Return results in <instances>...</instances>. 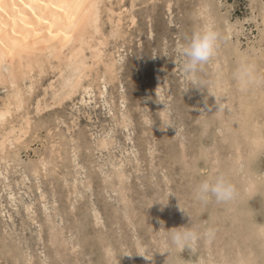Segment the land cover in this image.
<instances>
[{
	"label": "rangeland",
	"instance_id": "374dc122",
	"mask_svg": "<svg viewBox=\"0 0 264 264\" xmlns=\"http://www.w3.org/2000/svg\"><path fill=\"white\" fill-rule=\"evenodd\" d=\"M200 1L103 0L90 38L97 47L85 52L94 63L100 49L102 60L62 101L77 74L69 46L59 57L41 54L17 83L0 81V141L27 130L0 150V264H264V89H242L233 78L239 61L264 70V0ZM207 24L221 37L216 53L189 76L180 49ZM214 95L227 97L220 111ZM221 172L238 198L195 201L194 185ZM186 225L196 238L177 249L169 232Z\"/></svg>",
	"mask_w": 264,
	"mask_h": 264
},
{
	"label": "bare ground",
	"instance_id": "6f19581e",
	"mask_svg": "<svg viewBox=\"0 0 264 264\" xmlns=\"http://www.w3.org/2000/svg\"><path fill=\"white\" fill-rule=\"evenodd\" d=\"M103 0H0V81L2 83H9L12 79V83L18 82L19 78L26 75H31V73H34V71L37 69L38 66V59L40 58L41 54L48 50L54 51L56 56H61L64 53V50L66 47L69 46L70 48V54L68 57L72 60H70L68 63L73 66L74 70H77V74L75 75L73 86L70 90L65 94V96L62 98L61 95V101L64 98H67L69 95L76 93L78 87L81 85V82L83 78L87 77V71L92 70L95 66V63H99L102 55V50H97L96 54L94 55V63H91L87 61L86 58V50L87 48H92V41L90 40L92 32V28L98 27V22L100 18V14L102 13L100 8V3H102ZM121 1V0H120ZM133 1V0H132ZM202 1V0H201ZM200 1V3H201ZM113 3V2H112ZM133 3V2H132ZM172 3V2H171ZM256 3V2H254ZM121 4V3H120ZM117 5V4H116ZM121 6V5H120ZM124 6V4H123ZM132 7V6H131ZM121 8V7H120ZM264 8V7H263ZM262 8V9H263ZM106 9V8H105ZM126 9V8H125ZM130 9V8H129ZM132 9V8H131ZM108 11V9H106ZM124 11V10H123ZM128 11V7H127ZM109 12V11H108ZM264 12V11H263ZM103 14V13H102ZM106 14V13H105ZM113 14V13H112ZM115 14V13H114ZM113 14V15H114ZM104 15V14H103ZM107 16V15H106ZM118 16V15H117ZM264 16V15H263ZM110 17V16H109ZM106 18V17H105ZM111 18V17H110ZM114 19V17H112ZM133 18V16H132ZM103 19V18H102ZM112 20V19H111ZM115 20V19H114ZM135 21V19H131ZM129 20V21H131ZM138 20V19H137ZM104 20H102L103 22ZM118 20H116L117 23ZM208 21V20H207ZM109 22V20H108ZM124 22V21H123ZM126 22V21H125ZM207 23V22H206ZM134 24V23H133ZM115 25V24H113ZM136 25V24H135ZM208 25V24H207ZM106 26V25H104ZM116 26V25H115ZM121 27V26H120ZM131 27V26H130ZM203 27V26H202ZM115 28V27H114ZM126 28V27H125ZM132 28V27H131ZM100 29V28H99ZM112 29V28H111ZM123 29V28H122ZM103 30V29H101ZM99 30V31H101ZM120 30V29H119ZM118 30V31H119ZM124 30V29H123ZM128 30V28H127ZM218 30V29H217ZM114 31V29H113ZM121 31V30H120ZM119 31V32H120ZM125 31V30H124ZM112 32V31H111ZM117 32V33H119ZM103 33V32H102ZM116 33V32H115ZM122 33V32H121ZM97 34V33H96ZM109 34V33H108ZM99 35V34H98ZM103 35V34H101ZM111 35V34H110ZM236 35V34H235ZM108 36V35H107ZM127 36V35H126ZM94 37V36H92ZM105 37V36H104ZM109 38V37H108ZM107 38V39H108ZM118 38V37H117ZM116 38V39H117ZM110 39V38H109ZM113 39V38H111ZM120 39V38H119ZM126 39V38H125ZM95 40V39H94ZM93 40V41H94ZM114 40V39H113ZM112 40V41H113ZM122 40V39H121ZM131 40V39H130ZM116 41V40H115ZM99 46L103 47V45L106 44L105 38H99L98 41H96ZM109 42V41H108ZM107 42V43H108ZM118 42V41H117ZM128 42V41H127ZM94 44V43H93ZM109 44V43H108ZM106 44V45H108ZM94 47H97L94 45ZM93 47V48H94ZM105 47V46H104ZM122 49V48H121ZM89 50V49H88ZM95 50V49H94ZM93 50V51H94ZM139 50V49H138ZM92 51V50H91ZM90 51V52H91ZM116 51V50H115ZM122 51V50H121ZM113 52V50H112ZM140 52V51H139ZM68 53V52H67ZM95 53V52H94ZM107 53V52H106ZM119 53V52H118ZM123 53V52H122ZM137 53V52H136ZM141 53V52H140ZM53 54V53H52ZM92 54V53H91ZM230 54V53H229ZM108 55V54H107ZM218 55V54H217ZM67 56V55H66ZM90 56V55H89ZM67 57V58H68ZM242 57V56H241ZM105 58V57H104ZM63 59V58H62ZM60 59V60H62ZM64 60V59H63ZM115 60V59H114ZM117 60V59H116ZM123 60V59H122ZM216 60V58H215ZM49 62V61H47ZM108 62V61H107ZM112 62V61H111ZM110 62V63H111ZM217 62V60H216ZM106 63V62H105ZM125 63V62H124ZM250 63V62H249ZM4 64H8V71L6 72L3 66H6ZM65 64V63H64ZM101 64V63H100ZM213 64V63H212ZM217 64V63H216ZM49 65V64H48ZM55 65V63H54ZM51 66V65H50ZM56 66V65H55ZM112 65L107 64L108 70L112 72ZM216 66V65H215ZM39 67V66H38ZM96 67V66H95ZM118 67V66H117ZM121 67V66H120ZM71 68V69H73ZM114 68V66H113ZM123 68V67H122ZM263 68V67H262ZM41 69V68H40ZM58 69V68H57ZM56 69V70H57ZM105 69V67H104ZM116 69V68H115ZM44 70V69H43ZM61 71L62 68H60ZM59 70V71H60ZM119 70V69H118ZM260 70V69H259ZM42 71V70H41ZM60 71V72H61ZM207 71V70H206ZM219 71V70H218ZM47 72V71H46ZM72 72V71H71ZM226 72H228L226 70ZM43 73V72H41ZM115 73V72H114ZM66 74V73H64ZM69 74V73H68ZM120 74V73H119ZM157 74V73H156ZM11 76L10 78L8 76ZM37 75V74H36ZM35 75V76H36ZM39 75V74H38ZM45 75V74H44ZM52 75V74H51ZM216 75V74H215ZM34 76V75H32ZM41 76V75H40ZM43 76V75H42ZM47 76V75H46ZM57 76V75H56ZM55 76V77H56ZM90 76V74H89ZM44 77V76H43ZM42 77V78H43ZM59 77V76H58ZM57 77V79H58ZM32 79V77H30ZM29 78V79H30ZM38 79L40 77H37ZM71 78V79H72ZM102 78V77H101ZM159 78V77H158ZM30 79V80H31ZM85 79V78H84ZM89 79V78H88ZM95 79V78H94ZM97 79V78H96ZM107 79V78H106ZM157 79V78H156ZM27 80V78H26ZM33 80V79H32ZM31 80V81H32ZM62 80V79H61ZM64 80V79H63ZM169 80V79H168ZM203 80V79H202ZM24 81V80H23ZM52 81V80H51ZM84 81V80H83ZM171 81V80H170ZM177 81V80H176ZM179 81V80H178ZM177 81V82H178ZM215 81V80H214ZM221 81V80H220ZM34 82V81H33ZM38 82V81H37ZM54 82V81H53ZM91 82V80H90ZM1 83V84H2ZM38 83L41 84V81ZM62 83V81H61ZM180 83V82H179ZM192 83V82H191ZM6 84V86H7ZM15 84V83H14ZM58 84V83H57ZM72 84V83H70ZM83 84V83H82ZM159 85V83H157ZM218 84V83H217ZM33 85V84H32ZM31 85V87H32ZM43 85V84H42ZM55 85V84H54ZM68 85V84H67ZM87 85V84H86ZM184 85V84H183ZM187 85V84H186ZM225 85V84H224ZM14 86V85H13ZM18 86V85H17ZM16 86V87H17ZM20 86V85H19ZM35 86V85H34ZM47 86V85H46ZM57 86V85H56ZM71 86V85H70ZM92 86V85H90ZM175 86V85H174ZM2 87V86H1ZM9 87V86H8ZM23 87V86H22ZM49 87V86H48ZM52 87V86H50ZM61 87V86H60ZM63 87V86H62ZM67 87V86H66ZM97 87V86H96ZM100 87V86H99ZM221 87V86H220ZM227 87V86H225ZM4 88V87H3ZM21 88V87H20ZM26 88V87H25ZM24 88V89H25ZM58 88V87H57ZM55 88V89H57ZM68 88V87H67ZM219 88V86H218ZM22 89V88H21ZM27 89V88H26ZM40 89V88H38ZM46 89V88H44ZM81 89V88H80ZM79 89V90H80ZM100 89V88H99ZM110 89V88H109ZM108 89V90H109ZM161 89V88H159ZM221 89H223L221 87ZM227 89V88H226ZM18 90V89H17ZM20 90V89H19ZM28 90V89H27ZM34 90V89H32ZM61 90V89H60ZM87 90V89H86ZM113 90V89H112ZM168 90V89H167ZM23 91V90H21ZM42 91V90H41ZM48 89H46V92ZM62 91V90H61ZM107 91V90H106ZM105 91V92H106ZM157 91V89H156ZM162 91V90H161ZM218 91V90H217ZM12 92V91H10ZM15 92V90H14ZM27 92V91H26ZM34 92V91H33ZM37 92V91H36ZM60 92V91H59ZM121 92V91H120ZM17 93V92H16ZM30 93V92H27ZM25 93V95L27 94ZM54 93V92H53ZM56 93V92H55ZM83 93V92H81ZM86 93V92H85ZM109 93V92H108ZM155 93V92H154ZM12 94V93H11ZM10 94V96H11ZM19 94V93H18ZM57 94V93H56ZM53 96V100L55 95ZM90 94V93H89ZM107 94V93H105ZM113 94V93H112ZM124 94V93H123ZM215 94V93H214ZM23 95V93H22ZM58 95V94H57ZM76 95V94H75ZM84 94H81V97H83ZM206 95V94H205ZM216 95V94H215ZM214 95V96H215ZM110 96V95H109ZM112 96V95H111ZM121 96V95H119ZM160 96V95H159ZM27 97V96H26ZM30 97V96H29ZM41 97V96H40ZM44 97V96H43ZM72 97V96H71ZM74 97V96H73ZM94 97V96H93ZM158 97V96H157ZM170 97V96H169ZM15 98V97H14ZM28 98V97H27ZM33 98V97H32ZM100 98V97H99ZM115 98V97H114ZM42 99V98H41ZM52 99V98H51ZM80 99V98H79ZM84 99V98H83ZM102 99V98H101ZM158 99V98H157ZM162 99V98H161ZM19 100V99H18ZM26 100V98H25ZM31 100V99H30ZM60 100V99H59ZM89 100V99H87ZM120 100H122L120 98ZM10 101V100H9ZM38 101V100H37ZM41 100H39L40 103ZM83 101V100H82ZM100 101V100H99ZM119 101V100H118ZM25 101H23L24 103ZM88 102V101H87ZM122 102V101H121ZM42 103V102H41ZM40 103V104H41ZM56 103V101H55ZM59 103V102H57ZM61 103V102H60ZM64 103V102H63ZM127 103V102H126ZM234 103V102H233ZM8 104V103H7ZM30 104V103H29ZM39 104V105H40ZM45 104V103H44ZM54 104V103H52ZM156 104V103H155ZM206 104V103H205ZM3 105V104H2ZM1 105V106H2ZM19 105V104H18ZM37 105V104H36ZM82 105V104H81ZM121 105V104H120ZM8 106V105H7ZM10 106V105H9ZM14 106V105H13ZM12 106V107H13ZM21 105H19L20 107ZM38 106V105H37ZM55 106V105H54ZM116 106V105H115ZM119 106V105H117ZM129 106V105H128ZM165 106V105H164ZM194 106V105H193ZM249 106V105H248ZM11 107V108H12ZM31 107V106H29ZM41 108L40 106H38ZM43 107V105H42ZM114 107V106H113ZM207 107V106H206ZM216 107V105H215ZM3 108V107H2ZM14 108V107H13ZM35 108V107H34ZM112 108V107H110ZM203 108H205L203 106ZM214 108V107H213ZM16 109V108H15ZM27 109V108H26ZM42 109V108H41ZM7 110L9 111L10 108L7 107ZM17 110V109H16ZM19 110V109H18ZM22 110V109H21ZM25 110V109H23ZM31 110V108H30ZM123 110V108H122ZM126 110V109H125ZM208 110V109H207ZM26 111V110H25ZM28 111V110H27ZM35 111H37L35 109ZM44 111V110H43ZM119 111V110H118ZM162 111V110H161ZM193 111V109H192ZM196 111V110H195ZM1 112V111H0ZM13 112V110H12ZM19 112V111H18ZM31 112V111H30ZM40 112V111H39ZM123 112V111H122ZM197 112V111H196ZM202 112V111H201ZM212 112V110H211ZM7 113L6 110L2 111V115L4 116ZM29 113V112H28ZM27 113V114H28ZM117 113V112H116ZM225 113V112H224ZM17 114V113H16ZM130 114V113H129ZM226 114V113H225ZM219 115V114H218ZM21 116V115H20ZM130 116V115H129ZM128 116V117H129ZM167 116V115H166ZM165 116V117H166ZM169 116V115H168ZM254 116V115H253ZM10 117V115H9ZM74 117V116H73ZM122 117V116H121ZM127 117V118H128ZM170 117V116H169ZM216 117V116H215ZM237 117V116H236ZM7 118V117H6ZM22 118V117H21ZM76 118V117H75ZM163 118V117H162ZM214 118V117H213ZM123 119V118H122ZM131 119V118H130ZM220 119V118H219ZM1 120V118H0ZM26 120V119H25ZM24 120V121H25ZM125 120V118H124ZM167 120V119H166ZM172 120V119H171ZM217 120V119H216ZM222 120V119H221ZM237 120V119H236ZM23 121V122H24ZM28 121V120H26ZM71 121V120H70ZM145 121V120H144ZM201 121V120H200ZM203 121V120H202ZM211 121V120H210ZM224 121V120H223ZM12 122V121H11ZM58 122V121H57ZM143 122V121H142ZM141 122V123H142ZM165 122V121H164ZM7 123V121H6ZM29 125V121L26 122ZM25 123V125H26ZM145 123V122H144ZM261 123V122H260ZM1 124V123H0ZM9 124V123H8ZM126 124V123H125ZM207 124V123H206ZM21 125V124H20ZM75 125V124H74ZM116 125V124H115ZM27 126V125H26ZM33 126V124H32ZM66 126V125H65ZM149 126V125H148ZM171 126V125H170ZM207 126V125H206ZM205 126V127H206ZM18 127V126H17ZM23 127V126H22ZM29 127V126H28ZM75 127V126H74ZM117 127V126H116ZM150 127V126H149ZM5 128V127H2ZM66 128V127H65ZM165 128V127H164ZM168 128V127H167ZM12 129V128H11ZM157 129V128H156ZM204 129V128H203ZM218 129V128H217ZM216 129V130H217ZM256 129V128H255ZM259 129V128H258ZM9 130V129H8ZM58 130V129H57ZM70 130V129H69ZM166 130V128H165ZM248 130V129H247ZM246 130V131H247ZM260 130V129H259ZM20 131V130H19ZM68 131V130H67ZM110 131V129H109ZM147 131V129H146ZM249 131V130H248ZM253 131V130H252ZM251 131V132H252ZM16 131L12 129L9 131L7 136H4V139L0 141V150L5 151L6 149V143L10 140L11 145H13L15 142H20L23 138V135L27 134V130L22 129L20 131V134L17 133L15 135V138L13 140L10 139L11 134H16ZM23 132V133H22ZM120 132V131H119ZM150 132V131H149ZM158 132V131H157ZM162 132V131H160ZM173 132V131H172ZM231 132V131H230ZM7 133V132H6ZM22 133V134H21ZM165 133V132H164ZM2 134V133H1ZM13 134V135H14ZM62 134V133H61ZM88 134V133H87ZM112 134V133H111ZM115 134V133H114ZM113 134V135H114ZM144 134V133H143ZM161 134V133H159ZM167 133H165L166 135ZM248 134V133H247ZM81 135V134H80ZM92 135V134H90ZM103 135V134H102ZM146 135V134H145ZM249 135V134H248ZM82 136V135H81ZM95 136V135H94ZM104 136V135H103ZM144 136V135H143ZM164 136V134H163ZM62 137V136H61ZM109 137V135L107 136ZM119 137V136H118ZM149 137V136H148ZM158 137V136H157ZM161 137V135H160ZM248 137V136H247ZM63 138V137H62ZM94 138V137H93ZM101 138V137H100ZM125 138V137H124ZM132 138V137H130ZM134 138V137H133ZM8 139V141H7ZM112 139V137H111ZM157 139V138H156ZM155 139V140H156ZM64 140V139H63ZM105 140V139H104ZM119 140V139H118ZM147 140V139H146ZM7 141V142H6ZM103 141V140H102ZM136 141V140H135ZM154 141V140H153ZM240 141V140H238ZM105 142V141H104ZM127 142V141H126ZM57 143V142H56ZM80 143V142H79ZM114 143V142H113ZM141 143V142H140ZM256 143V142H255ZM73 144V143H72ZM103 144V143H102ZM111 144V143H109ZM116 144V143H114ZM137 144V143H135ZM139 144V142H138ZM143 144V142H142ZM260 144V143H259ZM55 145V144H54ZM78 145V144H77ZM105 145V143H104ZM125 145V144H124ZM145 145V144H143ZM88 146V145H87ZM241 146V145H240ZM108 147V146H107ZM106 147V148H107ZM134 147V146H133ZM136 147V146H135ZM143 147V146H142ZM151 147V146H150ZM219 147V146H218ZM26 148V147H25ZM53 148V147H52ZM58 148V147H56ZM78 148V147H77ZM60 149V147L58 148ZM110 149V147H109ZM181 149V148H180ZM183 149V148H182ZM222 149V148H221ZM142 150V149H141ZM223 150V149H222ZM65 151V150H64ZM104 151V150H103ZM106 151V149H105ZM237 151V150H236ZM59 152V150H58ZM57 152V153H58ZM122 152V151H121ZM128 153V151L126 150ZM148 152V151H147ZM152 152V150H151ZM157 152V151H156ZM222 152V151H221ZM109 153V151H108ZM154 153V152H153ZM5 154V153H4ZM59 154V153H58ZM125 154V153H124ZM129 154V153H128ZM155 154V153H154ZM3 155V154H2ZM130 155V154H129ZM1 156V155H0ZM5 156V155H4ZM59 156V155H58ZM123 156V155H122ZM125 156V155H124ZM2 157V156H1ZM126 157V156H125ZM136 158V156H134ZM134 158V159H135ZM149 158V156H148ZM196 158V157H195ZM93 159V158H92ZM118 159V158H117ZM216 159V158H215ZM160 160V159H159ZM157 161V159H156ZM161 161V160H160ZM124 164V162H123ZM161 164V163H160ZM44 165V164H42ZM41 165V166H42ZM102 165V164H101ZM113 165V164H112ZM81 166V165H80ZM126 166V164H125ZM129 166V165H128ZM103 167V165H102ZM117 167V166H116ZM115 167V168H116ZM140 167V166H139ZM147 167V166H146ZM153 167V166H152ZM98 168V167H97ZM127 168V167H126ZM148 168V167H147ZM154 168V167H153ZM159 168V167H158ZM170 168V167H169ZM45 169V167H44ZM91 169V168H90ZM122 169V168H121ZM131 169V168H130ZM132 170V169H131ZM35 171V170H34ZM132 172V171H131ZM163 172V171H162ZM242 172V171H241ZM32 173V172H31ZM76 173V172H75ZM119 173V172H118ZM34 174V172H33ZM99 174V173H97ZM162 174V173H161ZM36 175V174H35ZM77 175V174H76ZM94 175V174H93ZM129 175V174H128ZM133 175V174H132ZM165 175V174H164ZM193 175V174H192ZM1 176V175H0ZM92 176V175H91ZM99 176V175H98ZM257 176V175H256ZM97 177V176H96ZM114 177V176H113ZM130 177V176H129ZM132 178V177H131ZM165 178V177H164ZM116 179V177H115ZM243 179V178H242ZM249 179V178H248ZM120 180V179H119ZM250 180V179H249ZM88 181V180H87ZM91 181V180H90ZM246 181V180H245ZM120 182V181H118ZM233 182V181H232ZM76 183V182H75ZM104 183V182H103ZM113 183V182H112ZM124 183V182H122ZM256 183V182H255ZM5 184V183H3ZM90 184V183H89ZM168 184V183H167ZM170 184V183H169ZM168 184V185H169ZM75 185V184H74ZM102 185V184H101ZM108 185V184H107ZM116 185V184H115ZM251 185V184H250ZM6 186V185H5ZM88 186V185H87ZM92 186V185H91ZM105 186V185H104ZM181 186V185H180ZM90 187V186H89ZM116 187V186H115ZM119 187V186H118ZM3 188V187H2ZM80 188V186H79ZM91 188V187H90ZM88 189V188H87ZM107 189V188H106ZM74 190V189H73ZM249 190V189H248ZM78 191V190H77ZM102 191V190H100ZM73 192V191H72ZM103 192V191H102ZM101 192V193H102ZM118 192V191H116ZM166 192V191H165ZM251 192V191H250ZM82 193V192H81ZM80 193V195H81ZM168 193V192H167ZM14 194V193H13ZM53 194V193H52ZM118 194V193H116ZM125 194V193H123ZM107 195V194H106ZM119 195V194H118ZM127 195V193H126ZM171 195V194H170ZM17 196V195H16ZM70 196V195H69ZM79 196V195H78ZM103 196V195H102ZM123 196V195H121ZM130 196V195H129ZM39 197V196H38ZM46 197V196H44ZM109 197V196H108ZM127 197V196H125ZM145 197V196H144ZM130 198V197H129ZM175 199V198H174ZM42 200V199H41ZM188 200V199H187ZM56 201V200H55ZM37 202V201H36ZM93 202V201H92ZM129 202V201H128ZM2 204V203H1ZM16 204V203H15ZM2 206V205H1ZM45 206V205H44ZM150 206V205H149ZM16 207V206H15ZM130 207V206H129ZM134 207V206H133ZM168 207V206H167ZM6 209V208H5ZM94 209V206H93ZM125 209V208H124ZM73 210V209H72ZM34 211V210H33ZM42 211V210H41ZM128 212V211H127ZM141 212L142 211H138ZM136 212V213H138ZM162 213V212H161ZM153 214V213H152ZM36 215V214H35ZM143 215V214H142ZM145 215V214H144ZM154 215V214H153ZM96 216V215H95ZM98 216V215H97ZM182 216V215H181ZM46 217V216H45ZM55 218V216H53ZM150 217V216H149ZM183 217V216H182ZM130 218V217H129ZM132 218V217H131ZM33 219V218H32ZM146 219V218H145ZM148 219V218H147ZM160 219V218H159ZM155 220V219H154ZM218 220V219H217ZM222 220V219H221ZM44 221V220H43ZM94 221V220H93ZM97 221V220H96ZM147 221V220H146ZM164 221V220H163ZM249 222V221H248ZM133 223V222H132ZM131 223V224H132ZM166 223V222H165ZM97 224V223H96ZM129 224V222H128ZM126 224V226L128 225ZM142 226V225H140ZM173 226V225H172ZM187 226V225H186ZM8 227V226H7ZM53 227V226H52ZM131 227V225H130ZM2 228V227H1ZM115 228V227H114ZM4 229V227H3ZM54 229V228H53ZM221 229V228H220ZM165 230V229H164ZM226 230V229H225ZM6 231V229H5ZM54 232V231H53ZM51 231V233H53ZM58 232V231H57ZM227 232V231H226ZM57 235V234H56ZM160 235V233H159ZM166 237V236H165ZM42 238V237H41ZM58 238V237H56ZM107 240V239H106ZM105 240V241H106ZM138 240V239H137ZM230 242V241H229ZM53 243V242H52ZM156 243V242H155ZM232 243V242H230ZM74 246V245H73ZM74 248V247H73ZM72 248V249H73ZM114 248V247H113ZM63 250V249H62ZM128 251V250H127ZM210 251V250H209ZM111 252V251H110ZM143 252V251H142ZM211 252V251H210ZM76 254V253H75ZM125 254V253H123ZM164 254V253H163ZM229 254V253H228ZM161 255V254H160ZM57 256V255H56ZM140 256V255H139ZM44 257V256H43ZM62 258V257H61ZM55 259V258H54ZM57 260V259H56ZM130 260V259H129ZM61 261V260H60ZM232 261V260H231ZM44 263V262H43ZM132 264V263H131ZM211 264V263H210Z\"/></svg>",
	"mask_w": 264,
	"mask_h": 264
},
{
	"label": "clouds",
	"instance_id": "9594fccd",
	"mask_svg": "<svg viewBox=\"0 0 264 264\" xmlns=\"http://www.w3.org/2000/svg\"><path fill=\"white\" fill-rule=\"evenodd\" d=\"M220 38L219 32L212 25L194 29L191 35L185 38L180 49L183 58V72L194 77L202 66L207 64L215 55ZM233 78L242 89H264V70H258L252 63L239 61L233 72ZM192 84L193 87L201 88L200 81L197 79H193ZM215 98L219 105L217 111H220L223 107L224 98L227 99V97L215 96ZM192 196L195 201L202 204L214 201L218 205H227L238 198V190L229 176L221 172L194 185ZM174 229L175 231L169 232V240L177 249L190 244L196 238L197 234L191 230L189 225ZM133 255H140L148 261L154 258L148 254Z\"/></svg>",
	"mask_w": 264,
	"mask_h": 264
}]
</instances>
